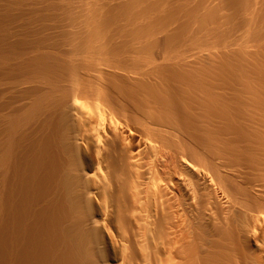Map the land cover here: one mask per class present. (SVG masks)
<instances>
[{
    "label": "bare ground",
    "instance_id": "6f19581e",
    "mask_svg": "<svg viewBox=\"0 0 264 264\" xmlns=\"http://www.w3.org/2000/svg\"><path fill=\"white\" fill-rule=\"evenodd\" d=\"M0 264H264V0H0Z\"/></svg>",
    "mask_w": 264,
    "mask_h": 264
}]
</instances>
